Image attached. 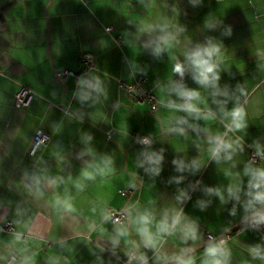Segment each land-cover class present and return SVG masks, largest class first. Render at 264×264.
<instances>
[{"label":"crops","instance_id":"0c3cea01","mask_svg":"<svg viewBox=\"0 0 264 264\" xmlns=\"http://www.w3.org/2000/svg\"><path fill=\"white\" fill-rule=\"evenodd\" d=\"M179 28V45L154 56L147 41ZM208 37L223 44L219 86L227 96L214 97L187 73L183 81L201 93L194 103L213 114L206 119L166 101L182 102L169 92L182 49ZM81 55L93 58L92 68L84 69ZM65 72L70 75L60 78ZM86 77H98L103 90L82 102L78 81ZM138 79L156 97L155 112L119 88ZM22 87L32 92L26 109L14 107ZM236 106L246 113L245 127L230 131L221 108ZM180 118L187 122L178 124ZM37 131L50 140L31 154ZM216 136L233 144L231 160L211 157ZM141 137L152 144L141 146ZM145 149L162 151L159 175L141 166ZM252 153L261 156L253 166H264V0H197L195 6L192 0H0V264L11 256L16 264H141L140 255L148 264H168L221 238L227 264H264L248 251L264 246V235L240 229L251 218L244 169ZM105 156L109 170L89 168ZM174 160L186 170L178 172ZM193 160L198 171L187 167ZM86 169L94 179L83 175ZM230 184L240 186L239 201L227 198ZM208 188H221L225 202ZM181 192L188 198L178 199ZM123 208L125 223L112 224L110 214ZM176 214L195 222V241L159 230L166 215L170 223ZM141 216L150 217L152 248L139 235ZM131 252L137 258L128 262ZM189 258L193 264L210 259L204 250Z\"/></svg>","mask_w":264,"mask_h":264},{"label":"clouds","instance_id":"9594fccd","mask_svg":"<svg viewBox=\"0 0 264 264\" xmlns=\"http://www.w3.org/2000/svg\"><path fill=\"white\" fill-rule=\"evenodd\" d=\"M193 5L197 3V0H192ZM208 28L213 27L211 23L206 25ZM151 35V30L145 29ZM162 34L155 38H150L147 41V46L151 49L154 56L159 57L163 52L169 50L177 45L180 41L178 38V32H183V28H179L177 32H171L166 30H161ZM225 35H230V29L225 32ZM181 55L182 60H177L174 64L172 71L175 75H178L181 80L172 82V86L169 88V92H176L181 103H175L171 100L166 101V103L176 110L183 111L189 115L200 118L204 115V118L211 117L213 114L209 111L206 115L202 113V110L197 106L195 101L201 99V93L196 89L188 88L183 83V78L185 74H189L191 79L199 85L201 88L211 89L212 95L215 96H227L226 90H221L219 86V81L221 79V64L224 61L223 44L216 40L215 38L208 37L203 43H189L185 46ZM78 99L82 102L87 101L91 98L93 92H101L102 82L98 77L83 78L78 81ZM216 103H221L220 101H214ZM226 103V102H225ZM225 120L227 121L226 127L230 131H238L245 127L244 117L246 113L242 107H233L230 111L226 108H221ZM187 121L184 118H180L177 123L183 124ZM183 132V128L178 129ZM91 136H86L85 141H90ZM142 144L149 145L150 141L145 138L141 141ZM210 143V155L213 159L219 161L223 154V159L231 160L232 152L235 150L233 144L229 141L224 140L220 136H216ZM238 143V142H237ZM90 151V150H89ZM144 159L141 161V166L146 167V171L159 175L161 171V164L163 161V154L161 152L151 151L145 149L142 153ZM264 155V154H262ZM173 163L176 165V170L178 172H183L186 170V166L183 161L174 160ZM112 160L110 157H103L99 164L89 165V168H95L100 174H103L106 170L110 169ZM189 170L198 171L200 168V163L193 160L191 165L187 166ZM83 175L87 179H94V175L87 169L83 172ZM244 175L248 177L247 181V192L245 193L247 200L245 204V211L251 213L252 222L255 225H264V166L255 167L250 162L245 166ZM176 182L179 183L183 177L175 178ZM79 187V185H78ZM208 195H216L220 198L222 202H225L226 198L224 191L221 188H208ZM241 188L237 184H230L227 187V198L239 201L240 200ZM187 193L181 192L178 199H187ZM201 207L205 206V202H199ZM235 209H233V212ZM141 227L138 229L141 240L144 241L145 248H152L154 244L152 241L146 239V233L148 232L147 225L150 223V217L141 216L140 217ZM159 230L164 234H174L177 231L182 235L183 240L187 243L189 240L195 241L197 239V225L193 221L187 220L181 214L173 215L171 222L169 223L167 215L165 219L161 222ZM205 256L210 258L206 261V264H227L229 252L224 247V241H216L208 245L205 249ZM249 254L253 259L264 260V246L259 244L250 246L248 248ZM130 260L136 259L137 257H132L129 254ZM141 264H148L147 258L144 255L138 257ZM176 264H193L191 258L185 259L183 254L178 257H174Z\"/></svg>","mask_w":264,"mask_h":264},{"label":"built area","instance_id":"2783aa9c","mask_svg":"<svg viewBox=\"0 0 264 264\" xmlns=\"http://www.w3.org/2000/svg\"><path fill=\"white\" fill-rule=\"evenodd\" d=\"M107 32L111 31V28L106 29ZM120 39L116 40V43H120ZM80 63L83 64L84 69H90L93 66V58L89 55H81L79 59ZM70 75V73L65 72L59 75L60 78H65L66 76ZM176 80L180 81L181 78L176 75ZM184 81V78H183ZM119 88L122 89L123 93L125 96L130 98L136 103L139 104H146L149 106L151 112H155L158 107L159 103L156 99V97L144 87V80L143 79H138L132 84H125V83H119ZM14 107L18 109H26L28 108L30 101L32 99V92L27 89L22 87L14 96ZM109 139L110 137L107 136ZM146 137H141L139 140V143L143 147H148L149 145L142 144L141 141L144 140ZM150 142L151 140L147 138ZM50 140V137L41 132L37 131L35 135L32 138L31 141V146H30V152L31 154L35 153V151L40 148V147H45ZM152 142L150 143V145ZM261 156L257 153H252L249 157V161L251 163H257ZM118 193L123 196V197H130L131 191L130 190H118ZM126 220V208H123L121 210H118L116 212H113L110 214V221L114 225H122L125 223ZM246 228H251L259 232L260 234L264 235V225H255L252 220L250 222H247L246 224L241 226V230H244ZM10 230V224H6L3 226V231H9ZM226 238L220 239L219 241H224L226 242ZM132 257H135V253L131 252L130 253ZM133 260V259H132ZM130 258H128V262H131ZM17 260L15 256H11L6 264H16Z\"/></svg>","mask_w":264,"mask_h":264},{"label":"water","instance_id":"95a60500","mask_svg":"<svg viewBox=\"0 0 264 264\" xmlns=\"http://www.w3.org/2000/svg\"><path fill=\"white\" fill-rule=\"evenodd\" d=\"M251 220H252V218H250L249 220H247L246 222H244V224L247 223V222H250ZM239 227H240V226H238L237 228L233 229L232 231L237 230ZM232 231H230L228 234H230ZM221 239H223V238H221ZM219 240H220V239H219ZM219 240H217V241H219ZM214 242H216V241H213L212 243H214ZM212 243H210V244H212ZM210 244H208V245H210ZM208 245H206V246H204V247H202V248H200V249H198V250H196V251H194V252H191L190 254H187L186 256H184V258H185V259H188L189 257H191V256H193V255H195V254H197V253L203 251ZM168 264H176V260H175V261H172V262H170V263H168Z\"/></svg>","mask_w":264,"mask_h":264},{"label":"trees","instance_id":"16d2710c","mask_svg":"<svg viewBox=\"0 0 264 264\" xmlns=\"http://www.w3.org/2000/svg\"><path fill=\"white\" fill-rule=\"evenodd\" d=\"M132 194V193H131Z\"/></svg>","mask_w":264,"mask_h":264}]
</instances>
